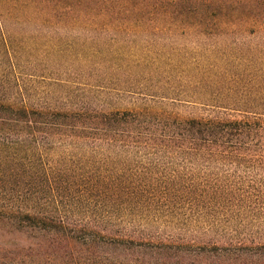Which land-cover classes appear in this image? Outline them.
<instances>
[{
  "label": "trees",
  "instance_id": "1",
  "mask_svg": "<svg viewBox=\"0 0 264 264\" xmlns=\"http://www.w3.org/2000/svg\"><path fill=\"white\" fill-rule=\"evenodd\" d=\"M9 24L36 25L37 32L45 26L118 31L152 24L161 26L159 32L176 26L182 30L175 33L264 37V0H0V56L7 64L0 69V237L18 235L28 242L0 247V264H264V228H251L249 218L211 213L225 208L217 187L121 183L99 173L94 179L93 170L86 177L80 167L63 163L60 150L87 144L97 150L183 152L206 163L264 169L263 118H182L154 109L147 99H136L128 109L27 101L16 70L20 61H34L41 45L37 32L17 38ZM221 107L247 114L252 108ZM152 205L193 217L202 229L198 241L119 227L133 210ZM83 210L89 213L82 218L72 215ZM32 247L36 253L27 252ZM173 248L177 257L168 258Z\"/></svg>",
  "mask_w": 264,
  "mask_h": 264
},
{
  "label": "rangeland",
  "instance_id": "2",
  "mask_svg": "<svg viewBox=\"0 0 264 264\" xmlns=\"http://www.w3.org/2000/svg\"><path fill=\"white\" fill-rule=\"evenodd\" d=\"M6 28L15 31L17 38L37 32L36 25L9 24ZM116 28L40 27L37 38L42 52L34 61H20L16 70L23 79L20 82L25 99L34 103L45 101L49 105L64 103L66 107L83 103L103 105L105 109H128L136 99H147L153 101L154 109L173 112L182 118L260 117L264 120V115H258L264 112V37L246 33L204 36L175 33L182 30L176 26L167 27L172 32L165 29L159 32L161 26L152 24L126 25L118 31ZM69 45L72 47L67 50ZM6 65L0 56V69ZM58 81L68 84H53ZM237 103L252 107L251 112L221 107ZM60 150L63 163L80 167L77 169L86 171V177L93 170L101 178L108 175L121 183L213 185L223 192L226 209L211 213L249 218L254 223L251 228H264L261 167L220 161L206 163L183 152L115 147L97 150L87 144L65 145ZM98 175L92 178L99 179ZM158 211L154 205L133 210L119 227L157 233L162 238L187 237L198 241L202 229L193 217L189 219L182 209L174 213ZM87 213L83 210L72 215L82 218ZM120 213L123 212L116 214ZM255 220L263 224H256ZM27 243L18 235L0 237V247L7 249ZM32 248L27 252L36 253L35 247ZM38 249L40 253L50 251ZM173 249L168 252V258L177 257ZM193 252L188 253V258H194ZM57 253L65 252L57 250ZM166 254L159 257L166 258Z\"/></svg>",
  "mask_w": 264,
  "mask_h": 264
}]
</instances>
